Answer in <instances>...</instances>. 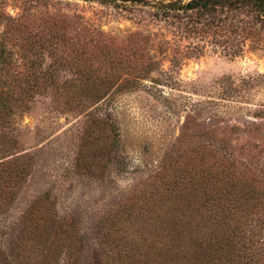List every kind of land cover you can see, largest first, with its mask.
I'll use <instances>...</instances> for the list:
<instances>
[{
	"label": "rangeland",
	"instance_id": "rangeland-1",
	"mask_svg": "<svg viewBox=\"0 0 264 264\" xmlns=\"http://www.w3.org/2000/svg\"><path fill=\"white\" fill-rule=\"evenodd\" d=\"M144 1L0 0V38L16 72L37 58L23 55L28 39L76 64L60 80L116 82L89 113L37 95L0 131V264L47 263L48 245L30 219L46 190L64 217L76 213L74 234L87 247L81 264H97V227L160 188L166 174L200 167L206 147L264 177V47L226 56L157 14L158 2L173 0ZM42 56L44 67L55 61L47 50ZM109 115L127 170L111 163L103 128L88 135L95 118ZM10 162L24 169L15 181L3 171Z\"/></svg>",
	"mask_w": 264,
	"mask_h": 264
},
{
	"label": "trees",
	"instance_id": "trees-1",
	"mask_svg": "<svg viewBox=\"0 0 264 264\" xmlns=\"http://www.w3.org/2000/svg\"><path fill=\"white\" fill-rule=\"evenodd\" d=\"M181 2L156 5L157 14L181 34L209 39L230 57L241 56L248 44L264 47V0ZM21 45L24 56L37 58L16 72L13 53L0 38V131L14 125L17 112L29 111L37 95L50 97L56 109L89 113L116 86L113 80H60V73L75 63L43 42L26 39ZM45 50L55 59L48 67L41 61ZM91 126L89 138L103 128L111 163L127 170L111 115L95 118ZM230 157L217 146L206 147L200 167L166 174L160 188L139 198L117 220L97 227L98 263L264 264V177ZM3 171L10 181L24 173L13 162ZM57 203L46 190L30 212L48 245L46 264H81L87 247L86 239L74 234L76 213L64 217Z\"/></svg>",
	"mask_w": 264,
	"mask_h": 264
},
{
	"label": "water",
	"instance_id": "water-1",
	"mask_svg": "<svg viewBox=\"0 0 264 264\" xmlns=\"http://www.w3.org/2000/svg\"><path fill=\"white\" fill-rule=\"evenodd\" d=\"M114 1H122V0H114ZM133 2H137V3H147L148 1H144V0H132ZM174 1H177V0H173V1H170V2H167L168 3H171V2H174ZM159 3H164V2H158Z\"/></svg>",
	"mask_w": 264,
	"mask_h": 264
}]
</instances>
